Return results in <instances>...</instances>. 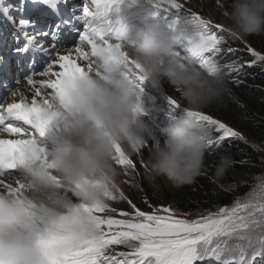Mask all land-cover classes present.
<instances>
[{
	"label": "clouds",
	"instance_id": "9594fccd",
	"mask_svg": "<svg viewBox=\"0 0 264 264\" xmlns=\"http://www.w3.org/2000/svg\"><path fill=\"white\" fill-rule=\"evenodd\" d=\"M222 16L225 34L245 46L244 38L264 34V0H230ZM160 17L121 0L104 15L87 18L89 28L104 33L119 50L114 58L98 55L91 70L51 96L52 120L44 136L14 155L16 187L11 193L0 190L3 264H49L102 243L94 220L78 206L106 207L109 194L122 192L117 146L125 160L147 150L144 177L150 183L164 179L181 187L201 175L210 129L190 114L230 91L227 75L220 66L201 67L198 23H183L174 32L158 26ZM145 83L161 87L165 102L173 97L180 105L179 114L168 112L162 127L145 120ZM232 165L230 156H221L214 181Z\"/></svg>",
	"mask_w": 264,
	"mask_h": 264
},
{
	"label": "snow or ice",
	"instance_id": "6c2138e0",
	"mask_svg": "<svg viewBox=\"0 0 264 264\" xmlns=\"http://www.w3.org/2000/svg\"><path fill=\"white\" fill-rule=\"evenodd\" d=\"M120 2L84 0L78 42L76 38L67 44L52 38L47 43L37 42L34 36L24 35L27 42L18 51L24 54L39 53L40 56L35 67L29 65L31 75L26 78L32 90L31 103L23 94L19 102L5 103L0 97V137L5 134L9 137L0 138V190L11 193L16 187L9 182V178L15 175L14 155L35 143L36 137H43L49 127L52 120L48 110L51 96L82 75L86 68L91 70L98 55L108 54L114 58L119 45H114L104 33L91 30L87 18L94 13L104 15L118 7ZM154 7L156 12L153 16H161L174 32L187 22H195L202 27L203 43L198 56L201 67L220 66L229 77L242 72V69L235 67V62L220 60V57L232 54L233 50L223 48V29L219 25L214 30L211 21L187 10L184 0H154ZM26 27L24 21L19 22L20 30ZM36 35L47 39L52 34L40 32ZM70 43L74 46L70 47ZM85 45L90 51L85 50ZM248 53L254 62H264V55L251 48ZM35 76L41 79L36 80L33 78ZM136 79L141 83L143 81L138 71ZM168 104L169 113L180 109L173 97ZM190 115L217 134L214 141H208L212 154L222 148L226 138L238 136L237 132L208 115L200 112ZM116 153L117 166L127 175L135 163L132 159H121L118 146ZM260 188L261 191L254 197L235 201L230 207H218L215 212L202 214L200 219L194 221L177 218V212L170 207L142 211L131 200L127 201L131 210L119 211V218L112 215L117 210L110 203L106 207L92 209L80 205L78 207L91 216L101 231L102 243L73 252L62 261L51 260L49 264H264V183ZM108 199L116 202L124 201L126 197L120 192L118 195L109 194ZM41 245L47 247L48 242L41 241ZM121 245L129 251H112L113 246ZM0 264H3L2 260Z\"/></svg>",
	"mask_w": 264,
	"mask_h": 264
},
{
	"label": "trees",
	"instance_id": "16d2710c",
	"mask_svg": "<svg viewBox=\"0 0 264 264\" xmlns=\"http://www.w3.org/2000/svg\"><path fill=\"white\" fill-rule=\"evenodd\" d=\"M229 2L223 0L225 8ZM198 9L204 13L211 12L216 20L223 21L222 14L208 1L202 4L203 10L200 7ZM244 39L248 44L246 46L229 34L223 35V48H231L233 53L220 57V60L235 62V67L242 69V72L238 76L233 74L229 77L226 74L230 91L219 101L204 108L206 113L200 111L224 123L239 135L226 138L222 148L215 150L214 154L206 151L204 169L191 184L175 187L164 179L150 183L141 174L140 177L135 175L127 180L120 179V182H125L120 187L126 199L109 202L117 210L112 213L113 216L119 218V211L131 210L128 200L140 210L151 212L153 208L160 207L155 205L161 200L160 192L170 201L166 207L174 209L179 218L215 212L218 207H230L236 198L244 201L259 194L260 185L264 183V153L261 150L264 148V62H254L248 49L264 55V34ZM249 64L252 66L248 67ZM164 86L168 90L172 89L170 85L167 87V83ZM210 134V139L214 141L217 136L214 129L210 130ZM221 156H230L233 165L222 180L215 182L213 173Z\"/></svg>",
	"mask_w": 264,
	"mask_h": 264
},
{
	"label": "rangeland",
	"instance_id": "374dc122",
	"mask_svg": "<svg viewBox=\"0 0 264 264\" xmlns=\"http://www.w3.org/2000/svg\"><path fill=\"white\" fill-rule=\"evenodd\" d=\"M204 1H206V2L208 1L209 4L215 5V7L218 9V11L221 14H222V10L226 9L224 4H223V0H184V3H185V7L187 10H190V11L200 15L202 18L211 21V24H212L214 30H215V26H217V25H219L220 28L223 29V21L216 20L214 14H212L211 12H205L204 13L203 11L198 9L199 7L202 9V4H204ZM31 4H32V0H0V9L1 8L6 9L5 13L0 10V34H6L7 32H10L13 29V26H17V28L20 29L19 28L20 20L28 22L30 20L36 19L39 15H36L33 13L31 16L30 14H28V10H29L28 8L31 6ZM151 11L153 13L156 12V8H151ZM31 24L35 25L36 21H33ZM134 24H136V23H134V22L130 23L131 26ZM28 27H29V25H27L26 29H23V30L24 31L27 30ZM224 34H225V31L223 29V35ZM4 47H5V45L3 46V50L5 49ZM12 50H14V49L10 48L9 50H5L4 56H3L4 61L8 62L10 60V58L13 56L10 54V52ZM176 53L182 54V51L180 50V48L177 49ZM259 63L262 64V62H259ZM143 89H144L143 100L145 103V107L148 109V115L145 117V120L155 124L157 127L164 126L167 122L166 118H167V114L169 112V108H167V106L165 104V100L161 99V96L157 93V89H153V88L149 87L146 83H145V85H143ZM171 92H173V89H171ZM28 94H32V90H31L30 86L28 87ZM202 111L205 112L204 110H202ZM261 150L264 153V148H262ZM143 155L144 156H140V157H138L136 155L132 156L131 159L134 161L135 167L133 169H130L127 175H125L124 170L122 168H120L121 172H122V177L120 179L127 180L129 177H132L135 175L140 177V174L142 177H144V166H145V159L147 157V150L143 151ZM124 183L125 182H120V184H124ZM158 187H159V185H158ZM121 191H122V189H121ZM157 191H159V190H157ZM142 192L145 194L144 190H142ZM159 194H160L161 200L159 201V203H157L155 205H159L160 207H166V205L169 204L170 201H168L166 199V197H165L166 195L161 194V192ZM236 201H238V198H236ZM177 218H179V217H177ZM200 218H201V215L193 216V217H184V218H179V219L194 221V219L197 220ZM116 248L128 250L124 246H118ZM112 251H114L116 253L121 252V251H117L115 248H112Z\"/></svg>",
	"mask_w": 264,
	"mask_h": 264
},
{
	"label": "bare ground",
	"instance_id": "6f19581e",
	"mask_svg": "<svg viewBox=\"0 0 264 264\" xmlns=\"http://www.w3.org/2000/svg\"><path fill=\"white\" fill-rule=\"evenodd\" d=\"M57 3H60V1L59 2H56V1H47V2H45V1H42V0H38V2L36 3V7H46V8H53V7H56V5H57ZM29 9V8H28ZM11 82H7V84H4V85H0V87H2L3 89H11V87L15 84V83H17V82H15L14 80H10ZM17 86V85H16ZM20 96H21V94H20V91H17L16 92V95L15 96H13L12 94H10V96L7 98V103L8 102H19V99H20ZM31 103V102H30ZM193 217V216H192ZM195 220V219H194Z\"/></svg>",
	"mask_w": 264,
	"mask_h": 264
}]
</instances>
